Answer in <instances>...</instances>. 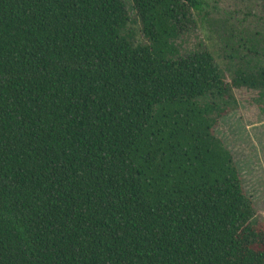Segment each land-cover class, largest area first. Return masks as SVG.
Masks as SVG:
<instances>
[{"label":"trees","instance_id":"trees-1","mask_svg":"<svg viewBox=\"0 0 264 264\" xmlns=\"http://www.w3.org/2000/svg\"><path fill=\"white\" fill-rule=\"evenodd\" d=\"M200 5L131 0L134 43L124 0H0V264H264L213 133L264 65L180 54Z\"/></svg>","mask_w":264,"mask_h":264},{"label":"rangeland","instance_id":"rangeland-1","mask_svg":"<svg viewBox=\"0 0 264 264\" xmlns=\"http://www.w3.org/2000/svg\"><path fill=\"white\" fill-rule=\"evenodd\" d=\"M192 11L193 23L175 41L180 54L207 49L230 83L234 71L264 65V13L261 0H200ZM131 41L144 43L140 23L124 0ZM249 47L253 51H248ZM232 100L217 117L213 133L232 156L244 194L251 201L254 219L264 227V88L232 86Z\"/></svg>","mask_w":264,"mask_h":264}]
</instances>
